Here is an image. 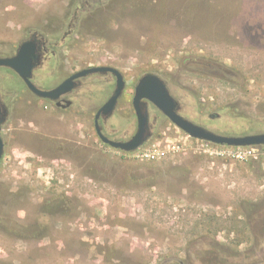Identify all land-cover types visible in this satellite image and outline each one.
<instances>
[{
  "label": "rangeland",
  "instance_id": "obj_1",
  "mask_svg": "<svg viewBox=\"0 0 264 264\" xmlns=\"http://www.w3.org/2000/svg\"><path fill=\"white\" fill-rule=\"evenodd\" d=\"M34 33L62 43L34 69L42 89L90 66L122 71L124 91L102 123L111 139L136 132L132 99L146 72L167 80L194 123L264 133V0H0V56ZM81 81L61 107L0 66L11 111L0 264H264V144L193 138L150 103L149 138L114 148L94 116L116 78Z\"/></svg>",
  "mask_w": 264,
  "mask_h": 264
},
{
  "label": "water",
  "instance_id": "obj_2",
  "mask_svg": "<svg viewBox=\"0 0 264 264\" xmlns=\"http://www.w3.org/2000/svg\"><path fill=\"white\" fill-rule=\"evenodd\" d=\"M36 39H38L37 36ZM37 51L38 43L35 42V40H24L18 45L14 55L0 56V66L8 67L16 72L23 79L27 87L41 98L53 100L61 97L62 95H66L76 88L78 79L90 74L111 73L115 76L116 85L112 95L99 108L95 115V129L99 138L104 143L114 148L121 149L126 152H132L143 145L151 135L148 108L145 101L151 102L155 105L170 119L172 123L193 138L226 146H251L264 144V133L243 136L223 135L213 132L204 126L196 124L185 118L176 110V101L170 94L165 80L155 72H146L143 74L135 86L133 107L137 118L136 132L129 140L126 141L111 139L103 133L99 118L101 116L104 118L111 116L116 108L117 102L126 85L125 77L122 71L109 65L90 66L76 71L54 88L42 89L33 82ZM58 104L61 105V103ZM69 104L70 102L68 101L66 105L62 106L65 107ZM6 120V116L5 118L0 116V162L5 149L2 137V124L3 122L5 123Z\"/></svg>",
  "mask_w": 264,
  "mask_h": 264
},
{
  "label": "flooded vegetation",
  "instance_id": "obj_3",
  "mask_svg": "<svg viewBox=\"0 0 264 264\" xmlns=\"http://www.w3.org/2000/svg\"><path fill=\"white\" fill-rule=\"evenodd\" d=\"M26 40H35V42H37L38 43V51H37V55H36V57H35V65H36V67H38V66H43V64H44V62L49 58V57H52L53 55H54V50H53V46H58V45H61L62 43H56L55 45H53L51 48L47 45V43H45L46 41L42 38V39H40V40H38V39H36V34L34 33V34H30L29 36H28V38L26 39ZM16 53V52H15ZM14 55V54H13ZM72 75V74H71ZM71 75H69V76H71ZM68 76V77H69ZM67 77V78H68ZM83 78V77H82ZM82 78H80V79H78L77 81H78V84H77V86H76V88L75 89H73L70 93H68V94H66V95H62L61 97H59V98H57V99H53V100H51V99H49L50 101H52L55 105H57V106H61V107H64V106H62V105H66L67 104V102L69 101L70 102V104L67 106V107H70L71 106V104H72V101L70 100V99H68V97L67 96H69L71 93H73L76 89H78V88H81L82 89V87H83V84H82ZM163 78V77H162ZM164 79V78H163ZM165 80V83H166V85H167V88H168V90H169V92H170V94L173 96V98L175 99V101H176V110L182 115V109H183V104H182V102H181V100L178 98V97H176V95L174 94V92L172 91V89L170 88V85H169V83L167 82V80L166 79H164ZM134 96V95H133ZM109 99V98H108ZM107 99V100H108ZM58 103H61V105H59ZM145 103H146V105L148 106V104H150L151 102H147V101H145ZM152 104V103H151ZM132 105H133V99H132ZM134 108V107H133ZM148 108V107H147ZM99 110V109H98ZM97 110V111H98ZM97 111H96V113H97ZM135 111V110H134ZM96 113H95V115H96ZM11 115V111H10V107H9V105L8 104H6L2 99H1V96H0V116L1 117H4L5 118V116L7 117V120L9 119V117H11L10 116ZM110 118V116L109 117H103V116H101L100 118H99V121H100V124H101V127H102V131H103V124L102 123H104V122H106L108 119ZM137 119V118H136ZM7 120H6V122H7ZM5 122V123H6ZM4 122H3V124H2V128H3V125L5 124ZM94 124H95V116H94ZM149 125H150V123H149ZM150 128H151V125H150ZM104 133V132H103ZM133 136V135H132ZM131 136V137H132ZM108 137V136H107ZM130 137V138H131ZM129 138V139H130ZM129 139H127V140H129ZM120 141H126V140H120Z\"/></svg>",
  "mask_w": 264,
  "mask_h": 264
},
{
  "label": "crops",
  "instance_id": "obj_4",
  "mask_svg": "<svg viewBox=\"0 0 264 264\" xmlns=\"http://www.w3.org/2000/svg\"><path fill=\"white\" fill-rule=\"evenodd\" d=\"M4 87L5 88H7V89H9V87L8 86H6L5 84H4ZM15 114V113H14ZM13 114V115H14ZM9 118H11V117H9ZM16 119H22V121H24V116H21V115H19V113L16 115V117H15V119H13V121H15ZM36 119V118H35ZM35 123V122H34Z\"/></svg>",
  "mask_w": 264,
  "mask_h": 264
},
{
  "label": "built area",
  "instance_id": "obj_5",
  "mask_svg": "<svg viewBox=\"0 0 264 264\" xmlns=\"http://www.w3.org/2000/svg\"><path fill=\"white\" fill-rule=\"evenodd\" d=\"M207 146H209V144L207 143ZM217 152H226V151H217ZM230 153V152H229ZM150 155V154H149ZM152 156L154 157L155 155L152 154Z\"/></svg>",
  "mask_w": 264,
  "mask_h": 264
}]
</instances>
